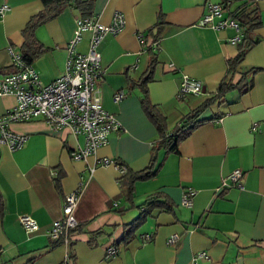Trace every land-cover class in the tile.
I'll use <instances>...</instances> for the list:
<instances>
[{
  "label": "crops",
  "instance_id": "0c3cea01",
  "mask_svg": "<svg viewBox=\"0 0 264 264\" xmlns=\"http://www.w3.org/2000/svg\"><path fill=\"white\" fill-rule=\"evenodd\" d=\"M90 1L91 15L103 23L114 11L123 15L122 29L105 34L98 46L104 68L100 103L122 129L110 132L106 144L86 159H73L70 152L83 144L81 134L68 127L52 128L41 118L9 123L11 131L27 137L16 149L0 143V264H191L197 251L207 255L200 264H264V70L252 75L246 91L230 88L222 101L204 108L176 151L160 148L155 174L133 183L131 201L118 183L123 172L113 163L95 162L107 157L131 171L149 163L159 133L142 105L139 81L150 51L156 54V64L145 82L146 97L164 117L166 132L181 124V118L229 76L227 59L238 51L237 44L229 41L234 28L197 24L209 3L222 0ZM240 1L233 0L231 6ZM254 1L261 17L254 31L258 41L245 52L232 81L250 67H264V0ZM2 4L9 9L0 13V76L11 72L9 50L20 53L22 29L42 9L41 0H0ZM78 16L76 8L66 5L35 28L44 47L31 62L40 84L63 73ZM86 48L82 41L74 49ZM182 73L200 79L202 92L178 95ZM119 89L125 96L114 102L112 95ZM14 104L13 94H0V115ZM253 122L255 129L250 127ZM235 168L242 170L243 187L221 186L222 177ZM79 186L72 211L77 220L73 239L54 241L48 233L51 222L62 215L64 195ZM188 191L191 203L183 205ZM155 192L171 209L151 208L130 238L122 240L126 225L138 217L147 195ZM22 213L36 221V230H24L18 219ZM144 233L151 238L142 241ZM173 233L177 240L167 244ZM108 245L118 249L111 257L105 256Z\"/></svg>",
  "mask_w": 264,
  "mask_h": 264
},
{
  "label": "built area",
  "instance_id": "2783aa9c",
  "mask_svg": "<svg viewBox=\"0 0 264 264\" xmlns=\"http://www.w3.org/2000/svg\"><path fill=\"white\" fill-rule=\"evenodd\" d=\"M8 9V4H2L0 13ZM225 10V4L222 2L209 3L207 11L198 19L197 24L213 28L232 27L235 35L230 37L229 41L237 43L241 36L239 24L229 13L224 14ZM123 25V15L120 11H114L108 23L101 22L94 15L78 16L72 36L67 43L64 71L60 76L44 84H40L38 73L31 63H26L20 53L10 49L12 65L16 70L0 76V94H13L15 104L6 113L0 115V143L6 144L10 149L21 147L27 135L11 131L8 127L9 123L41 118L52 128L68 127L73 134H81L83 144L73 148L70 154L73 159H86L94 154L98 147L106 144L110 132L122 129L120 121L100 103V82L103 79L104 68L98 46L105 34L116 33ZM137 37L139 41H143L142 33H138ZM82 41L87 44L86 51H76L75 45ZM151 44L156 46L157 40H153ZM168 65L173 68L172 63ZM203 89L200 79L186 73L181 74L178 95L198 94ZM124 96L125 92L119 89L113 93L112 99L117 102ZM250 127L255 129V122ZM95 162L104 165L113 163L121 172L125 171L124 165L107 157L97 159ZM242 174L240 168L233 169L222 177L221 186L233 185L242 188ZM80 190L81 186L64 195L62 215L51 222L48 230L52 240L68 243L73 239L70 230L76 227L77 220L72 211L78 201ZM181 201L183 205H190L191 191L185 193ZM18 219L27 233L38 227L28 213L20 214ZM150 238L151 235L148 233L141 235L142 241ZM177 238L178 235L173 233L167 237L166 243L173 244ZM117 250V247L108 245L105 248V256L111 257ZM206 257L204 251H197L191 257V264H200L199 259Z\"/></svg>",
  "mask_w": 264,
  "mask_h": 264
},
{
  "label": "trees",
  "instance_id": "16d2710c",
  "mask_svg": "<svg viewBox=\"0 0 264 264\" xmlns=\"http://www.w3.org/2000/svg\"><path fill=\"white\" fill-rule=\"evenodd\" d=\"M42 9L30 16L25 26L22 29V35L24 41L20 50V55L23 61L31 63L43 50L44 47L37 41L34 30L35 28L53 18L57 15L60 10L66 6L71 5L76 8L81 17H87L91 15V1L90 0H41ZM225 4L227 13L234 18L240 27V40L236 43L238 51L235 56L227 59V72L229 76L224 77L218 84L215 93L207 97L203 102L184 117L181 118L180 123L177 124L170 132H166L164 117L149 103L146 97V80L152 77L153 68L156 64V54L150 51L151 58L144 76L139 81L143 86V96L141 98L142 105L146 110L148 116L156 125L159 133V138L153 143L150 160L146 167L131 171L126 168L123 174L119 177V185L125 189L126 196L129 201L132 200L133 183L136 180H144L153 176L157 170L155 166L156 153L160 148H163L165 152L176 151L178 143L188 135V133L198 124V121H191L201 113V111L212 105L214 102L222 101L224 94L230 88H237L240 92L246 91L252 83V75L258 70H264V67H250L243 72L235 81H232V76L236 72V67L239 62L243 59V56L247 49L258 41V37L254 34L256 28L261 25L260 10L254 0H241L239 4L232 7L233 0H222ZM158 32L152 36L155 38ZM16 67L11 66V72L15 71ZM161 193L155 192L147 195V198L140 206V214L138 217L127 224L125 227L124 235L122 240H128L131 233L144 221L147 214L153 207H162L171 209V205L166 201L162 202L160 199ZM74 229L70 230V234L74 235ZM61 242V241H58Z\"/></svg>",
  "mask_w": 264,
  "mask_h": 264
}]
</instances>
